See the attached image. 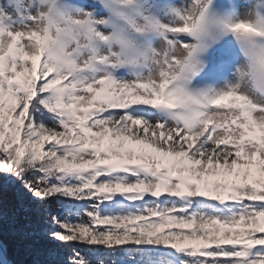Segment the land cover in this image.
<instances>
[{
	"label": "snow or ice",
	"instance_id": "obj_1",
	"mask_svg": "<svg viewBox=\"0 0 264 264\" xmlns=\"http://www.w3.org/2000/svg\"><path fill=\"white\" fill-rule=\"evenodd\" d=\"M0 264H264V0H0Z\"/></svg>",
	"mask_w": 264,
	"mask_h": 264
},
{
	"label": "trees",
	"instance_id": "obj_2",
	"mask_svg": "<svg viewBox=\"0 0 264 264\" xmlns=\"http://www.w3.org/2000/svg\"><path fill=\"white\" fill-rule=\"evenodd\" d=\"M0 197H2L4 201V206L8 207L15 199V191L11 188L5 189L0 192ZM0 239L4 241L5 244L8 245L9 251L15 259L20 261H31L34 259L33 256L28 255L17 243L14 236L8 229L7 224L4 226V230L2 235H0Z\"/></svg>",
	"mask_w": 264,
	"mask_h": 264
}]
</instances>
